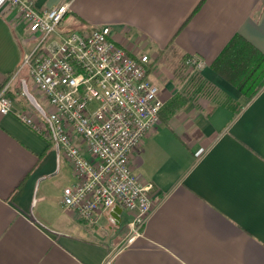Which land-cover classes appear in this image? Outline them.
<instances>
[{"label":"crops","instance_id":"crops-1","mask_svg":"<svg viewBox=\"0 0 264 264\" xmlns=\"http://www.w3.org/2000/svg\"><path fill=\"white\" fill-rule=\"evenodd\" d=\"M102 25L130 53L148 54L163 103L184 86L174 74L183 55L204 62L209 92L160 117L132 154L136 177L152 183V211L127 241L131 215L120 205L94 222L63 207L71 164L16 116L46 117L24 65L38 35L1 9L0 86L10 81L12 109L0 113V264H264V0H70L59 28ZM235 35L258 53L248 54L252 71L226 76L212 62Z\"/></svg>","mask_w":264,"mask_h":264},{"label":"built area","instance_id":"built-area-1","mask_svg":"<svg viewBox=\"0 0 264 264\" xmlns=\"http://www.w3.org/2000/svg\"><path fill=\"white\" fill-rule=\"evenodd\" d=\"M69 6L70 0L42 9L30 0H0V10L14 9L38 35L24 65L47 102L46 117L22 110L16 116L52 140L71 164L75 182L62 189L63 207L94 222L99 211L120 205L131 215L126 238L132 241L152 211V183L136 177L130 159L159 124L163 101L148 77V54L118 45L108 25L60 30ZM188 63L196 69L204 64L196 57ZM9 86H0L1 114L12 109Z\"/></svg>","mask_w":264,"mask_h":264},{"label":"trees","instance_id":"trees-1","mask_svg":"<svg viewBox=\"0 0 264 264\" xmlns=\"http://www.w3.org/2000/svg\"><path fill=\"white\" fill-rule=\"evenodd\" d=\"M249 53L258 52L242 37L235 35L212 62V68L221 74L224 71L242 74L244 68L252 71V60L247 58ZM190 58L188 55H183L175 67L174 74L184 81V86L181 91L176 92L163 103L159 111V117L164 115L165 118L182 108L188 101L194 102L198 97L208 94L210 89L209 84L201 76L200 72L188 63ZM225 75L228 76L227 74ZM242 77L243 75L240 78ZM239 85L241 86L240 82ZM254 92L251 91L248 95L252 96Z\"/></svg>","mask_w":264,"mask_h":264}]
</instances>
